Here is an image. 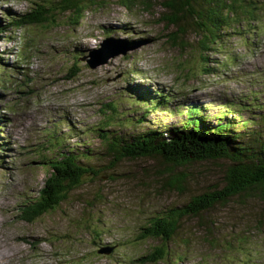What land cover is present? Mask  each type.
Returning <instances> with one entry per match:
<instances>
[{
    "label": "rangeland",
    "instance_id": "1",
    "mask_svg": "<svg viewBox=\"0 0 264 264\" xmlns=\"http://www.w3.org/2000/svg\"><path fill=\"white\" fill-rule=\"evenodd\" d=\"M44 2L0 0V22ZM161 10L158 2L146 8L142 0L129 7L102 0L77 24H66L67 14H62L60 25L9 28L1 37L0 73L11 78L0 87V116L6 124L0 132V264H264V201L238 198L218 204L200 220L183 218L170 247L175 255L146 260L160 242L140 239L141 227L171 204L220 185L226 162L183 167L188 183L176 193L161 186L168 166L160 157L108 166L110 157L96 132L176 126L194 104L211 117L226 109V102L264 86V18L252 33L247 24L235 26L238 33L225 35L221 50L209 53V70L202 71L197 51H180L166 41ZM106 37L143 43L89 67L87 60L112 49L96 52ZM73 63L78 73L68 78ZM155 90L167 94L169 103L146 111L140 103ZM252 110L241 114L253 119L261 113ZM263 125V119H253L248 129ZM54 130L64 137V151L72 144L89 149L98 173L86 177L55 209L25 220L19 215L21 204L41 188L46 173L41 156L53 155L46 145L47 132Z\"/></svg>",
    "mask_w": 264,
    "mask_h": 264
},
{
    "label": "trees",
    "instance_id": "2",
    "mask_svg": "<svg viewBox=\"0 0 264 264\" xmlns=\"http://www.w3.org/2000/svg\"><path fill=\"white\" fill-rule=\"evenodd\" d=\"M120 2L129 7L135 0ZM155 2L161 5L159 22L167 30L166 41L180 51L186 48L197 51L200 64L203 65L202 71L209 70L206 65L209 53L215 49L221 50L225 35L232 31L238 33L235 26L247 24L246 29L252 33V29L264 18V3L259 0H142L146 8L152 7ZM101 3L102 0H45L42 4H35L31 10L10 15L7 20L0 22V39L9 28L37 24L60 25L62 20L58 18L62 14H67L66 24H77L85 11ZM190 34L194 36L192 42L186 40ZM23 39L26 40L25 37ZM77 70V65L73 63L67 68L66 76L74 77ZM9 78L0 73V87L5 86ZM260 94H264V86L253 90L249 96L226 102L222 106L227 108L216 110L212 118L204 114L203 107L194 104L187 108L185 117L180 118L176 126L160 130L149 127L132 133H117L113 130L105 132L102 128L96 132L104 155L110 157L108 166L115 167L125 159L160 157L168 166L161 186L176 193L184 190L188 183L189 178L182 171L183 167L195 161L226 162L220 185L189 195L188 200L181 205L171 204L161 214L151 216L146 225L141 227L140 239L152 238L160 242L146 256V260L157 262L175 255L170 247L183 218L200 220L218 204L225 205L235 198L245 203L249 199L264 201V125L251 131L248 129L253 119L256 122L264 120V97L261 98ZM145 95V100L140 104L146 111L169 103L168 95L162 91ZM255 108L260 109L261 113L253 119L241 114L243 110L251 114ZM110 117L114 118L113 115ZM104 125L108 126L109 120ZM2 126L0 123V129ZM47 133L51 139L46 145V151H53V155L41 156L45 160L43 167L46 173L37 194L21 204L19 215L25 220L36 219L55 209L73 189L83 184L86 177L98 173L89 162V149L84 150L72 144L64 151V137L58 135L57 130ZM240 236L245 239L251 237L249 234H238L236 237ZM176 260H180V257Z\"/></svg>",
    "mask_w": 264,
    "mask_h": 264
},
{
    "label": "water",
    "instance_id": "3",
    "mask_svg": "<svg viewBox=\"0 0 264 264\" xmlns=\"http://www.w3.org/2000/svg\"><path fill=\"white\" fill-rule=\"evenodd\" d=\"M143 42H122L120 39L114 38V37H106L103 42L101 43V48L96 50V52H103L105 51L108 47L112 48L108 50L103 57L101 58H95L92 57V59L87 60V64L89 67H95L98 64H101L105 62L110 56H115L118 54H125L128 50L133 49L135 47H138L141 45ZM108 251V248H103L102 251Z\"/></svg>",
    "mask_w": 264,
    "mask_h": 264
},
{
    "label": "bare ground",
    "instance_id": "4",
    "mask_svg": "<svg viewBox=\"0 0 264 264\" xmlns=\"http://www.w3.org/2000/svg\"><path fill=\"white\" fill-rule=\"evenodd\" d=\"M245 12V11H244ZM156 225V224H155ZM1 261V260H0Z\"/></svg>",
    "mask_w": 264,
    "mask_h": 264
}]
</instances>
